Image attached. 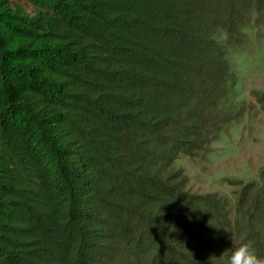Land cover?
Returning <instances> with one entry per match:
<instances>
[{
    "label": "trees",
    "instance_id": "trees-1",
    "mask_svg": "<svg viewBox=\"0 0 264 264\" xmlns=\"http://www.w3.org/2000/svg\"><path fill=\"white\" fill-rule=\"evenodd\" d=\"M253 13L264 0H0V264L264 258V168L202 194L178 161L254 110L228 59Z\"/></svg>",
    "mask_w": 264,
    "mask_h": 264
},
{
    "label": "rangeland",
    "instance_id": "rangeland-1",
    "mask_svg": "<svg viewBox=\"0 0 264 264\" xmlns=\"http://www.w3.org/2000/svg\"><path fill=\"white\" fill-rule=\"evenodd\" d=\"M245 44L228 49L231 68L237 75L239 100L252 104L243 121L223 129L211 144L212 150L196 159L181 154L179 162L191 177L192 189L198 193L220 191L231 193L227 178L258 179L264 168V109L254 95L264 91V22L256 14L244 27ZM224 42L225 35L219 36Z\"/></svg>",
    "mask_w": 264,
    "mask_h": 264
},
{
    "label": "clouds",
    "instance_id": "clouds-1",
    "mask_svg": "<svg viewBox=\"0 0 264 264\" xmlns=\"http://www.w3.org/2000/svg\"><path fill=\"white\" fill-rule=\"evenodd\" d=\"M228 264H264L251 242L241 243L229 257Z\"/></svg>",
    "mask_w": 264,
    "mask_h": 264
}]
</instances>
